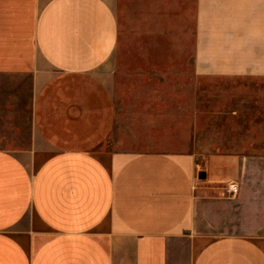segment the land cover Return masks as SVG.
<instances>
[{
	"label": "crops",
	"instance_id": "crops-1",
	"mask_svg": "<svg viewBox=\"0 0 264 264\" xmlns=\"http://www.w3.org/2000/svg\"><path fill=\"white\" fill-rule=\"evenodd\" d=\"M245 77L264 0H0V264H264V155L198 145Z\"/></svg>",
	"mask_w": 264,
	"mask_h": 264
},
{
	"label": "rangeland",
	"instance_id": "rangeland-1",
	"mask_svg": "<svg viewBox=\"0 0 264 264\" xmlns=\"http://www.w3.org/2000/svg\"><path fill=\"white\" fill-rule=\"evenodd\" d=\"M204 85L207 139L204 150L264 155V80L259 78H206ZM114 127L111 139L117 134ZM102 147L109 148L112 140Z\"/></svg>",
	"mask_w": 264,
	"mask_h": 264
},
{
	"label": "built area",
	"instance_id": "built-area-1",
	"mask_svg": "<svg viewBox=\"0 0 264 264\" xmlns=\"http://www.w3.org/2000/svg\"><path fill=\"white\" fill-rule=\"evenodd\" d=\"M225 193L230 196L236 195L238 193V185L234 182L228 183L225 188Z\"/></svg>",
	"mask_w": 264,
	"mask_h": 264
}]
</instances>
